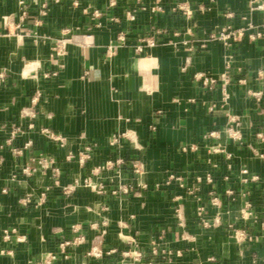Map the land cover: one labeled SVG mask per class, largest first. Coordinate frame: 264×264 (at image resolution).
Masks as SVG:
<instances>
[{"label": "crops", "instance_id": "obj_1", "mask_svg": "<svg viewBox=\"0 0 264 264\" xmlns=\"http://www.w3.org/2000/svg\"><path fill=\"white\" fill-rule=\"evenodd\" d=\"M263 22L250 0H0V264H264Z\"/></svg>", "mask_w": 264, "mask_h": 264}, {"label": "built area", "instance_id": "obj_2", "mask_svg": "<svg viewBox=\"0 0 264 264\" xmlns=\"http://www.w3.org/2000/svg\"><path fill=\"white\" fill-rule=\"evenodd\" d=\"M45 5H43V8L41 10L42 13H46V8H45ZM22 11H23V15H26L27 14V10H26V7H25V4H22ZM158 8V6L156 4H154L152 6V9L153 10H156ZM250 9L251 10H255V9H264V2L262 0H250ZM229 15H232L231 13H229ZM263 25H264V22H263ZM253 25L250 23L249 27H252ZM248 27V28H249ZM246 31H247V27H240V28H233L232 26L228 25V26H225L221 31H219L218 33H213L211 34V36L209 37V39L211 40H214V39H220V40H223L225 43L231 45L232 42L234 41H238V40H241V38L246 34ZM251 36L254 38L256 35L254 34H251ZM123 38V37H121ZM68 39H59L57 42H56V46H55V52L56 54H63L65 52V48H66V43H67ZM142 43L138 45L137 47V51L139 53H142L145 49V47H150V46H154L156 45V41L153 39V38H142L141 39ZM201 46H206V43L203 42L201 44ZM195 77L199 80H201L209 89H213L215 84H216V79L208 72H205V71H200V72H197L195 74ZM227 81L228 80H225L223 86H222V92H223V95L224 97L226 98L228 96V93H227ZM256 95L258 97H260L261 95V91L259 92H256ZM213 108V107H212ZM234 119V118H232ZM33 124H30V127H32ZM228 134L230 136H233V137H237V131L234 130L233 126H228L226 128ZM23 131V128L21 126H15L13 129H12V135H15L17 133H21ZM42 132L48 136H51L53 138H56V139H61L63 140L64 139V136L59 133V132H54L52 130H50L49 128H43L42 129ZM211 134H215V131H212ZM30 144V142H27L26 144V147ZM87 149H91V146H87ZM83 159V158H82ZM124 161L123 159H117L116 160V163L118 164H122ZM40 163H42L43 165H46V162H43L40 160ZM108 165H113V162L112 161H108L104 167H107ZM133 166L135 167V169L138 171V164L137 163H133ZM53 170H55V172H58L59 169H57L56 167L53 168ZM25 171L27 172V168L25 169ZM208 179L210 180L211 179V176H208ZM102 187V186H101ZM120 188L124 189L125 190V186H120ZM64 189L66 191H71L72 188L71 186H64ZM101 189V188H100ZM119 189V188H118ZM118 189H114L113 192H117ZM214 202H216V198L213 199ZM245 214V211L243 212ZM250 213V212H248ZM206 225H208V222H204ZM6 237H8V234L5 235ZM235 237L236 239L239 241V242H244V241H250V240H253V235H251L250 233H248L245 229H235ZM83 240V237L81 236V238H75L74 240H70V239H66L64 240L62 243H61V246L62 248L64 249L67 245L69 244H72L73 242H79V241H82ZM111 251H115V249L111 250ZM153 252L155 254L158 253L157 249H154ZM133 253V254H132ZM131 253V250H124L123 251V254L124 256H132L133 259H134V262L136 263H139V264H143L142 263V254L141 252L139 251H135V252H132ZM89 254L91 255H96V256H100L102 254V251L97 247V246H94L90 251H89ZM56 258V255L54 254H50V256H47L46 259L42 262H40L39 264H50L53 262V260Z\"/></svg>", "mask_w": 264, "mask_h": 264}]
</instances>
